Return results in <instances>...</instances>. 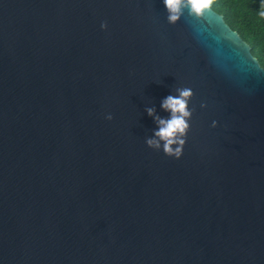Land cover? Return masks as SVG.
Returning <instances> with one entry per match:
<instances>
[{"label": "water", "instance_id": "water-1", "mask_svg": "<svg viewBox=\"0 0 264 264\" xmlns=\"http://www.w3.org/2000/svg\"><path fill=\"white\" fill-rule=\"evenodd\" d=\"M167 15L0 0V264H264V70L211 8ZM183 87L176 159L147 109Z\"/></svg>", "mask_w": 264, "mask_h": 264}, {"label": "clouds", "instance_id": "clouds-1", "mask_svg": "<svg viewBox=\"0 0 264 264\" xmlns=\"http://www.w3.org/2000/svg\"><path fill=\"white\" fill-rule=\"evenodd\" d=\"M163 2L168 12L167 20L172 25H176L186 11L191 17L203 16L212 4V0H163ZM101 28L107 31L108 24L102 23ZM176 91L177 95H169L162 102V108L170 113L169 118H161L156 115L154 109H147L148 115L156 120L158 130L154 133L155 138L147 139L146 144L156 151L162 149L168 157L180 159L191 130L193 110L190 108V102L194 98V92L188 87L178 88ZM201 107L207 108V104H201ZM106 119L111 121L113 116L108 114ZM212 127H217V122L213 121Z\"/></svg>", "mask_w": 264, "mask_h": 264}, {"label": "trees", "instance_id": "trees-1", "mask_svg": "<svg viewBox=\"0 0 264 264\" xmlns=\"http://www.w3.org/2000/svg\"><path fill=\"white\" fill-rule=\"evenodd\" d=\"M210 8L249 45L264 70V0H212Z\"/></svg>", "mask_w": 264, "mask_h": 264}]
</instances>
